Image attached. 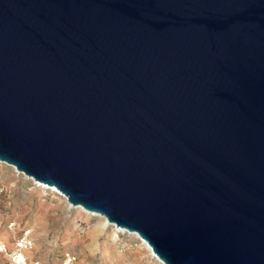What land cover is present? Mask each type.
<instances>
[{"label": "water", "instance_id": "1", "mask_svg": "<svg viewBox=\"0 0 264 264\" xmlns=\"http://www.w3.org/2000/svg\"><path fill=\"white\" fill-rule=\"evenodd\" d=\"M0 162L163 264H264V0H0Z\"/></svg>", "mask_w": 264, "mask_h": 264}, {"label": "rangeland", "instance_id": "2", "mask_svg": "<svg viewBox=\"0 0 264 264\" xmlns=\"http://www.w3.org/2000/svg\"><path fill=\"white\" fill-rule=\"evenodd\" d=\"M24 231L33 242L26 257L39 264H160L135 236L0 164V245L12 250ZM0 264L12 262L0 253Z\"/></svg>", "mask_w": 264, "mask_h": 264}, {"label": "built area", "instance_id": "3", "mask_svg": "<svg viewBox=\"0 0 264 264\" xmlns=\"http://www.w3.org/2000/svg\"><path fill=\"white\" fill-rule=\"evenodd\" d=\"M33 242L30 236V231H24L20 237L15 240L12 250H8L5 245H0V253L9 256L12 264H39L37 261H29L26 257V252L31 250ZM68 263H71L74 258L67 257Z\"/></svg>", "mask_w": 264, "mask_h": 264}, {"label": "bare ground", "instance_id": "4", "mask_svg": "<svg viewBox=\"0 0 264 264\" xmlns=\"http://www.w3.org/2000/svg\"><path fill=\"white\" fill-rule=\"evenodd\" d=\"M0 164H4V163H1L0 162ZM4 165H6V166H8V167H10V168H12L14 171H15V173H18L16 170H15V168L14 167H12V166H9V165H7V164H4ZM18 174H21V173H18ZM21 175H23V174H21ZM24 176V175H23ZM26 178H28V177H26ZM28 179H31V178H28ZM32 180V179H31ZM50 190H52L53 192H55V193H57L58 195H60L61 197H63L65 200H66V198L63 196V195H61L60 193H58L56 190H54L53 188H49ZM75 208H78V209H81L80 207H75ZM82 210V209H81ZM83 211V210H82ZM85 212V211H84ZM86 213V212H85ZM90 215H92V214H90ZM93 216H97V217H99V218H101L102 220H103V222H104V224H107V225H109V226H112V227H114L113 225H111V224H108L107 222H106V220H105V218H103V217H101V216H99V215H93ZM115 228V227H114ZM116 229V228H115ZM117 230V229H116ZM117 231H119V230H117ZM121 232H123V231H121ZM127 232V231H126ZM132 235L133 236H135L137 239H138V241L140 242V244L148 251V253H149V255L153 258V259H155L158 263H160V264H163L153 253H152V251H151V249H150V247H148V245L142 240V239H140V237L136 234V233H132Z\"/></svg>", "mask_w": 264, "mask_h": 264}]
</instances>
